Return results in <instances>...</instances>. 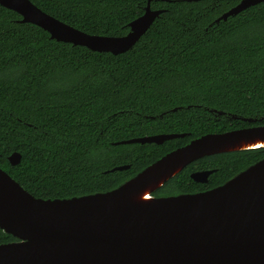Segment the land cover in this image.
<instances>
[{
  "label": "trees",
  "instance_id": "16d2710c",
  "mask_svg": "<svg viewBox=\"0 0 264 264\" xmlns=\"http://www.w3.org/2000/svg\"><path fill=\"white\" fill-rule=\"evenodd\" d=\"M30 1L81 32L123 36L148 0ZM239 2L151 0L161 13L118 55L57 42L0 5V168L36 198L69 199L111 191L203 135L264 126V2L215 23ZM155 134L184 137L115 145ZM263 157L204 156L151 195L220 186ZM210 170L207 183L190 178ZM12 241L0 229V244Z\"/></svg>",
  "mask_w": 264,
  "mask_h": 264
},
{
  "label": "water",
  "instance_id": "95a60500",
  "mask_svg": "<svg viewBox=\"0 0 264 264\" xmlns=\"http://www.w3.org/2000/svg\"><path fill=\"white\" fill-rule=\"evenodd\" d=\"M150 1L123 36L81 32L30 0H0V5L57 42L118 55L130 50L161 13L150 9ZM262 2L240 0L215 23ZM182 137L155 134L115 145H160ZM258 138H264V126L206 134L165 154L111 191L69 199L36 198L0 168V229L17 239L0 244V264H264V157L220 186L191 194L152 196L154 202L147 205L130 202L131 196L143 191L150 175L173 170L159 188L193 161L244 150L233 145ZM8 161L17 165L20 154L12 153ZM128 168L117 166L109 172ZM212 172L195 171L190 178L204 184Z\"/></svg>",
  "mask_w": 264,
  "mask_h": 264
},
{
  "label": "bare ground",
  "instance_id": "6f19581e",
  "mask_svg": "<svg viewBox=\"0 0 264 264\" xmlns=\"http://www.w3.org/2000/svg\"><path fill=\"white\" fill-rule=\"evenodd\" d=\"M233 146L237 147L235 149H253V148L264 147V138H262V139L258 138L255 140L242 139V140H240V142L235 143ZM184 157L185 156L183 155V158ZM181 165L182 164H178L177 166L180 167ZM172 171L173 170H169L165 174L161 173L162 175H159V173L158 174L154 173V174L150 175V177L147 180L148 182L142 186V188H144L143 191H141L140 193H137L136 195L131 196L130 202L135 203V204H141V205L152 204V202H154V199L151 198L152 197L151 194L148 195V192L158 188L161 181L167 175L171 174Z\"/></svg>",
  "mask_w": 264,
  "mask_h": 264
},
{
  "label": "flooded vegetation",
  "instance_id": "af4514ba",
  "mask_svg": "<svg viewBox=\"0 0 264 264\" xmlns=\"http://www.w3.org/2000/svg\"><path fill=\"white\" fill-rule=\"evenodd\" d=\"M195 172V171H194ZM197 172V171H196ZM193 173V172H192ZM191 174V173H190Z\"/></svg>",
  "mask_w": 264,
  "mask_h": 264
}]
</instances>
